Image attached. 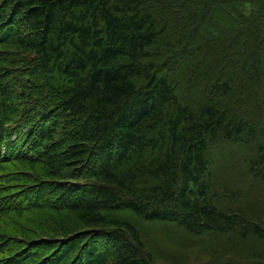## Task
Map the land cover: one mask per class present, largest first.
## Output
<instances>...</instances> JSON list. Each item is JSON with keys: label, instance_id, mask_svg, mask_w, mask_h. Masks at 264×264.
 Instances as JSON below:
<instances>
[{"label": "trees", "instance_id": "16d2710c", "mask_svg": "<svg viewBox=\"0 0 264 264\" xmlns=\"http://www.w3.org/2000/svg\"><path fill=\"white\" fill-rule=\"evenodd\" d=\"M258 181L264 0H0V264H264Z\"/></svg>", "mask_w": 264, "mask_h": 264}, {"label": "rangeland", "instance_id": "374dc122", "mask_svg": "<svg viewBox=\"0 0 264 264\" xmlns=\"http://www.w3.org/2000/svg\"><path fill=\"white\" fill-rule=\"evenodd\" d=\"M9 51H10V54L14 58H17L18 55L21 54V52L17 48H10ZM24 64H26V62H24V63L23 62H13L9 66L13 67V71H14V68L16 66H17V68H19L18 66H22ZM12 65H15V66H12ZM32 65H33V62H32L30 67H32ZM25 70L26 69L22 68L20 70V75H19V73L15 75V71H14V74L11 78V86L13 87L15 92H16V90H18V88H21L24 85H26L25 84V76H23V72ZM13 77H14V79H13ZM26 80H28V77H26ZM231 149L232 148L229 145H226V146L224 145L222 148L218 147V149L215 150L217 155L221 157L220 161H219L220 163L218 164L217 168H218V170L222 169V174L224 176L223 178H227L228 181H231L232 184H236L238 187H241L242 190L244 191V189H246L248 187L247 186L248 184L246 181V178L248 179V175L246 174V171L243 167L242 156L237 157V155H239V153H237V150H234L235 153H233L232 158H231L232 160L234 159L233 161L228 162V163L222 161L226 152L230 151ZM242 181H243V184H240ZM256 185H258V187L251 185V187L248 191H250L252 193V195H254V196L257 194H264V181H258ZM26 216H27V218H26ZM26 216H25V218H19L16 215H10L8 218L1 220L0 224L4 227L8 226L12 230H17L18 227H20V226H28V224L35 225V224H37V222L39 220H41V221H43V224L45 226L49 227L50 229H54L57 227L55 224V219H54L53 215H51L48 212L35 211L32 213L26 214ZM24 222H26L28 224H24ZM65 222L72 224V225L75 224L71 217H66Z\"/></svg>", "mask_w": 264, "mask_h": 264}]
</instances>
